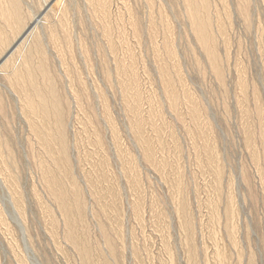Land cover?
<instances>
[{
    "label": "rangeland",
    "instance_id": "rangeland-1",
    "mask_svg": "<svg viewBox=\"0 0 264 264\" xmlns=\"http://www.w3.org/2000/svg\"><path fill=\"white\" fill-rule=\"evenodd\" d=\"M0 264H264V0H0Z\"/></svg>",
    "mask_w": 264,
    "mask_h": 264
},
{
    "label": "bare ground",
    "instance_id": "bare-ground-1",
    "mask_svg": "<svg viewBox=\"0 0 264 264\" xmlns=\"http://www.w3.org/2000/svg\"><path fill=\"white\" fill-rule=\"evenodd\" d=\"M44 106H45V104H44Z\"/></svg>",
    "mask_w": 264,
    "mask_h": 264
}]
</instances>
